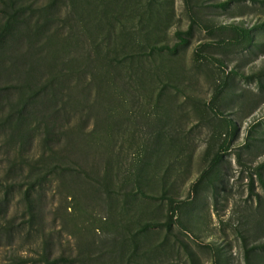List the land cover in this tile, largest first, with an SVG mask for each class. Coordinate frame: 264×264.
<instances>
[{
  "label": "rangeland",
  "instance_id": "obj_1",
  "mask_svg": "<svg viewBox=\"0 0 264 264\" xmlns=\"http://www.w3.org/2000/svg\"><path fill=\"white\" fill-rule=\"evenodd\" d=\"M190 1L0 0V264H264V0Z\"/></svg>",
  "mask_w": 264,
  "mask_h": 264
},
{
  "label": "trees",
  "instance_id": "obj_2",
  "mask_svg": "<svg viewBox=\"0 0 264 264\" xmlns=\"http://www.w3.org/2000/svg\"><path fill=\"white\" fill-rule=\"evenodd\" d=\"M185 1H186L187 9H188V11L190 12V15L193 16V7H192V5H191V1H190V0H185ZM229 26H230L231 28L237 30L238 33L240 34V36H243V37H244V36L247 35L245 29H243L242 27L237 26V25H229ZM219 160H220V154H217V155L214 157V159L212 160L211 165H212V166H215L216 163H217ZM179 206H180V203L177 204V207H179Z\"/></svg>",
  "mask_w": 264,
  "mask_h": 264
}]
</instances>
